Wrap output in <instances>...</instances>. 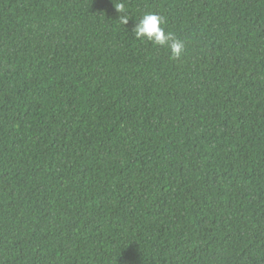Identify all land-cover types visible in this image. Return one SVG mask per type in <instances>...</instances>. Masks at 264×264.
<instances>
[{
	"label": "trees",
	"instance_id": "1",
	"mask_svg": "<svg viewBox=\"0 0 264 264\" xmlns=\"http://www.w3.org/2000/svg\"><path fill=\"white\" fill-rule=\"evenodd\" d=\"M123 2L0 0V264H264V0Z\"/></svg>",
	"mask_w": 264,
	"mask_h": 264
},
{
	"label": "clouds",
	"instance_id": "2",
	"mask_svg": "<svg viewBox=\"0 0 264 264\" xmlns=\"http://www.w3.org/2000/svg\"><path fill=\"white\" fill-rule=\"evenodd\" d=\"M115 8L117 12L123 13L125 11V3L123 0H114ZM128 15H120L119 22L123 25L129 23ZM165 18L156 13H145L139 18L138 23L132 28L137 39L147 38L156 45H166L173 58H178L182 55L184 50V44L181 40L175 37L171 31H166Z\"/></svg>",
	"mask_w": 264,
	"mask_h": 264
}]
</instances>
